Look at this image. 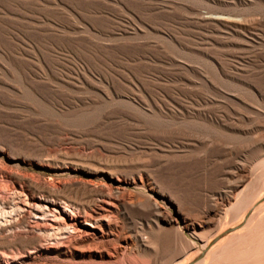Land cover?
<instances>
[{"label": "rangeland", "instance_id": "obj_1", "mask_svg": "<svg viewBox=\"0 0 264 264\" xmlns=\"http://www.w3.org/2000/svg\"><path fill=\"white\" fill-rule=\"evenodd\" d=\"M224 1L0 0V216L13 224L0 264H152L155 249L174 251L177 229L196 243L191 225L214 228L203 202L227 207L228 157H203L180 131L216 139L184 110L199 74L213 77L206 17ZM47 192L109 209L105 238L50 239L31 213Z\"/></svg>", "mask_w": 264, "mask_h": 264}, {"label": "bare ground", "instance_id": "obj_2", "mask_svg": "<svg viewBox=\"0 0 264 264\" xmlns=\"http://www.w3.org/2000/svg\"><path fill=\"white\" fill-rule=\"evenodd\" d=\"M218 5L222 8L206 17L213 23L219 47V57L213 60L214 74L212 78L199 74L198 83L194 84H199L200 90L187 88L188 98L195 101L184 110L186 117L200 119L203 122L200 130L213 133L216 139L208 136L198 139L192 131L186 130L180 131V135L206 146L203 157L209 151H213L218 160L228 157L219 167L227 170L223 173L225 189L232 195L226 197L224 209L218 208L217 201L205 199L202 214L210 218L214 228L199 232L191 225L196 243L186 240L177 229L178 240L170 242L174 251H165L167 245L164 251L154 248L152 264H264V0H227ZM223 48L227 50L222 51ZM223 56L228 57V62ZM191 144L187 147L194 148L195 144ZM137 177L142 183L141 175H134L133 183ZM140 202L138 206L150 211L157 209L156 204ZM108 204L114 207L112 202ZM96 208L94 200L68 203L47 192L31 213L37 220L35 223L41 224L52 240L74 236L81 243L95 244L102 241L106 230L111 228L109 219L114 220L110 217L112 212L102 206L100 213L94 215ZM1 216L0 233L12 232L13 224L2 221ZM145 240L136 235L130 242L148 248ZM99 245L105 248L103 242ZM112 247L114 253L120 250ZM137 263L135 260L125 262Z\"/></svg>", "mask_w": 264, "mask_h": 264}]
</instances>
